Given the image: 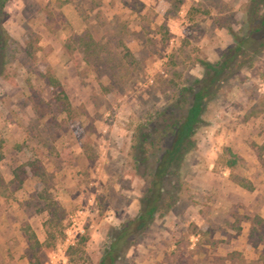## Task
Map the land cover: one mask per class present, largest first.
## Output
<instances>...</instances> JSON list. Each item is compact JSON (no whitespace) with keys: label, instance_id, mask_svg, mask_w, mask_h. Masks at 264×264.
Segmentation results:
<instances>
[{"label":"rangeland","instance_id":"1","mask_svg":"<svg viewBox=\"0 0 264 264\" xmlns=\"http://www.w3.org/2000/svg\"><path fill=\"white\" fill-rule=\"evenodd\" d=\"M246 1L7 2L0 264L97 263L106 231L137 214L145 190L129 154L135 126L202 77L199 58L219 59ZM203 119L178 205L156 217L126 264H264V51L222 85Z\"/></svg>","mask_w":264,"mask_h":264},{"label":"trees","instance_id":"2","mask_svg":"<svg viewBox=\"0 0 264 264\" xmlns=\"http://www.w3.org/2000/svg\"><path fill=\"white\" fill-rule=\"evenodd\" d=\"M8 1L0 0V78L5 72L11 43L4 27ZM241 10V27L235 30L231 25L226 26L232 43L221 52L219 59L211 62L199 58L197 63L203 68L202 77L176 87L162 110L135 126L129 154L134 175L145 181V190L138 199L137 214L106 231L103 250L96 264H126L127 251L138 243L139 237L156 217L173 211L178 205L182 190L180 173L186 156L197 148L195 135L204 123L208 102L217 96L224 83L243 68L251 67L264 51V0H247ZM235 163L232 159L228 166ZM33 169L39 175V170ZM26 170V165L18 166L14 178L22 182ZM231 177L243 188L253 189L247 179L233 174ZM257 221L264 224L261 218ZM72 249L70 246V254Z\"/></svg>","mask_w":264,"mask_h":264}]
</instances>
